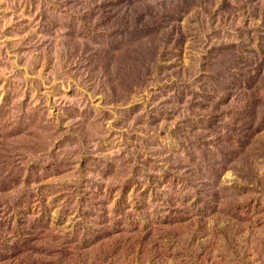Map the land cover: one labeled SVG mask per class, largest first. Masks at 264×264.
I'll list each match as a JSON object with an SVG mask.
<instances>
[{"label": "rangeland", "instance_id": "1", "mask_svg": "<svg viewBox=\"0 0 264 264\" xmlns=\"http://www.w3.org/2000/svg\"><path fill=\"white\" fill-rule=\"evenodd\" d=\"M0 264H264V0H0Z\"/></svg>", "mask_w": 264, "mask_h": 264}]
</instances>
